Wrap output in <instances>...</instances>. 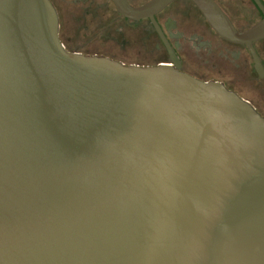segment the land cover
<instances>
[{
	"label": "water",
	"instance_id": "obj_1",
	"mask_svg": "<svg viewBox=\"0 0 264 264\" xmlns=\"http://www.w3.org/2000/svg\"><path fill=\"white\" fill-rule=\"evenodd\" d=\"M0 264H264V118L169 65L66 50L50 0H0Z\"/></svg>",
	"mask_w": 264,
	"mask_h": 264
},
{
	"label": "flooded vegetation",
	"instance_id": "obj_2",
	"mask_svg": "<svg viewBox=\"0 0 264 264\" xmlns=\"http://www.w3.org/2000/svg\"><path fill=\"white\" fill-rule=\"evenodd\" d=\"M50 1L66 50L125 64L169 65L198 80L224 85L264 118V35L249 36L264 21V0H171L141 19L119 13L114 0ZM126 1L139 8L154 0ZM67 23L77 26L72 36ZM99 38L121 47L128 57L144 60L126 63L115 54L87 52Z\"/></svg>",
	"mask_w": 264,
	"mask_h": 264
},
{
	"label": "rangeland",
	"instance_id": "obj_3",
	"mask_svg": "<svg viewBox=\"0 0 264 264\" xmlns=\"http://www.w3.org/2000/svg\"><path fill=\"white\" fill-rule=\"evenodd\" d=\"M66 28L67 33L69 35H74L73 33H76L77 31V26L74 23H67L66 24ZM93 31L94 30H98V28H96V26H94V28L92 27ZM111 29V28H110ZM87 52L89 53H93V52H98V53H108V54H115L116 56H118L119 58L123 59V61H125L126 63L128 62H139V61H143L144 59H140V58H135V57H128L126 56V54L124 53V50L121 47H115L110 40L107 39H97V41L93 42L87 49Z\"/></svg>",
	"mask_w": 264,
	"mask_h": 264
}]
</instances>
